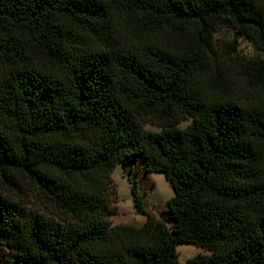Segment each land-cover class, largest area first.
I'll use <instances>...</instances> for the list:
<instances>
[{"label":"trees","instance_id":"trees-1","mask_svg":"<svg viewBox=\"0 0 264 264\" xmlns=\"http://www.w3.org/2000/svg\"><path fill=\"white\" fill-rule=\"evenodd\" d=\"M221 24L264 53L257 0H0V176L52 214L0 193V264H264V57L253 92L204 80ZM137 158L174 196L159 218L135 182L147 220L114 225Z\"/></svg>","mask_w":264,"mask_h":264},{"label":"rangeland","instance_id":"rangeland-1","mask_svg":"<svg viewBox=\"0 0 264 264\" xmlns=\"http://www.w3.org/2000/svg\"><path fill=\"white\" fill-rule=\"evenodd\" d=\"M264 5V0H257ZM215 54L211 57L208 66V75H204V80L213 81L220 77L224 80L233 79L236 82L248 84V90L253 92L256 81L250 79L248 74L249 65L258 58H263L264 53L259 51L253 40L241 36L236 30L229 28L225 24L217 27L214 37ZM208 76V77H207ZM229 95L241 100L246 99V94L238 90L227 91ZM192 124V120H185L179 124L184 129ZM146 130L158 132L160 128L153 123L146 126ZM114 180L118 190V199L112 205L117 210V214L112 218L114 225H141L147 217L137 211L134 198L131 192L133 183L137 182L147 210L159 218L167 216V202L174 196V191L165 176L161 173H148L144 161L137 158L126 165L119 164L114 173ZM14 184H6L0 176V193L13 203H17L23 211H38L45 213L46 217H51L49 209L42 204V200L26 182L18 176L14 178ZM180 264H186L204 250L191 244H180L178 247Z\"/></svg>","mask_w":264,"mask_h":264},{"label":"crops","instance_id":"crops-1","mask_svg":"<svg viewBox=\"0 0 264 264\" xmlns=\"http://www.w3.org/2000/svg\"><path fill=\"white\" fill-rule=\"evenodd\" d=\"M113 177H114V175H113ZM171 198H172V197H171ZM171 198H170V199H171ZM145 221H146V220H144L143 223H142L141 225H135V226H142V225L145 223Z\"/></svg>","mask_w":264,"mask_h":264}]
</instances>
